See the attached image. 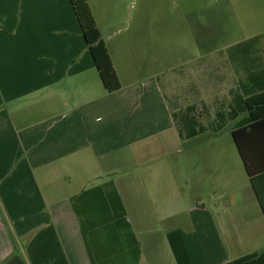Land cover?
Segmentation results:
<instances>
[{
	"label": "crops",
	"instance_id": "obj_1",
	"mask_svg": "<svg viewBox=\"0 0 264 264\" xmlns=\"http://www.w3.org/2000/svg\"><path fill=\"white\" fill-rule=\"evenodd\" d=\"M116 2L88 0L122 84L110 94L70 0H0V264H226L256 253L237 255L264 226L227 223L228 210L202 203L220 185L216 169L208 183L188 148L141 158L187 139L143 44L153 21L119 27ZM232 9L252 21L248 6ZM230 65L235 89L245 75Z\"/></svg>",
	"mask_w": 264,
	"mask_h": 264
},
{
	"label": "rangeland",
	"instance_id": "obj_2",
	"mask_svg": "<svg viewBox=\"0 0 264 264\" xmlns=\"http://www.w3.org/2000/svg\"><path fill=\"white\" fill-rule=\"evenodd\" d=\"M232 6L239 9L248 6L254 11L252 21L240 25L232 17ZM113 8L121 28L133 31L138 17L153 21V39L143 40V44L152 49L153 74H158L164 95L176 113L195 105L200 121L207 127L198 138L185 141L186 145L180 140V146L168 156L163 155L166 151L160 150L145 153L141 158H186L185 150L190 149L189 156L199 158V164L206 166L207 182L214 181V173L210 171L214 169L217 170L216 181L220 182L216 192L211 188L204 190L202 203L209 208L228 210L223 215L227 223L233 216L234 224L243 223L245 219L262 228L260 210L257 203L250 201L251 184L232 137L233 122L218 133L212 126L219 105L223 103L227 107L231 100L230 89L242 76L232 69L227 49H223V55L209 53L242 35H261L264 32V0H117ZM200 57L205 58L183 66L185 59ZM210 162H215V167H209ZM233 200H237L236 204ZM192 203L195 205V200ZM263 250L264 227L256 229L255 240L249 239L247 247L237 255Z\"/></svg>",
	"mask_w": 264,
	"mask_h": 264
},
{
	"label": "trees",
	"instance_id": "obj_3",
	"mask_svg": "<svg viewBox=\"0 0 264 264\" xmlns=\"http://www.w3.org/2000/svg\"><path fill=\"white\" fill-rule=\"evenodd\" d=\"M70 3L104 88L110 94L120 91V78L88 0H70ZM226 53L229 62L245 76L230 91L227 107L223 103L219 105L212 126L218 133L228 123H234L232 137L264 210V33L229 47ZM174 118L181 137L187 140L207 131L195 105L175 113ZM226 264H264V250Z\"/></svg>",
	"mask_w": 264,
	"mask_h": 264
}]
</instances>
